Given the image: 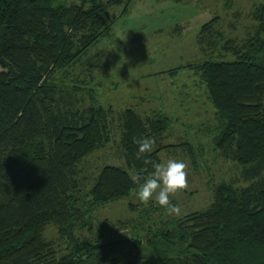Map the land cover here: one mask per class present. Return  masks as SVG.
Wrapping results in <instances>:
<instances>
[{"label": "trees", "instance_id": "1", "mask_svg": "<svg viewBox=\"0 0 264 264\" xmlns=\"http://www.w3.org/2000/svg\"><path fill=\"white\" fill-rule=\"evenodd\" d=\"M131 1L0 0V264H153L160 255L161 264H264V3L252 12L255 33L240 46L228 38L225 54L207 51L213 32L203 24L199 44L208 58L193 66L219 121L212 143L252 182L220 183L208 208L165 230L75 236L99 208L139 189L129 170L152 174L136 158L135 139L155 138L144 159L157 163L164 149L193 153L188 142L162 144L172 123L165 113L125 108L118 120L129 170L105 165L83 192L79 167L111 140L112 108L92 95L86 105V87L66 80L114 25L110 9L123 6V16ZM50 225L69 241L68 253L45 237Z\"/></svg>", "mask_w": 264, "mask_h": 264}, {"label": "rangeland", "instance_id": "2", "mask_svg": "<svg viewBox=\"0 0 264 264\" xmlns=\"http://www.w3.org/2000/svg\"><path fill=\"white\" fill-rule=\"evenodd\" d=\"M251 3L255 0H132L123 16V6L110 9L114 25L90 47L66 80L86 87L80 95L86 105L93 101L92 95L99 104L112 108L111 140L87 156L79 167L83 192L90 191L105 165L128 169L120 146L118 120L125 108H134L144 116L159 111L167 113L172 123L162 144L188 142L193 153L183 147L160 152L162 163L175 159L188 165L187 189L171 197V202L181 208L180 216L167 214L155 199L145 205L136 195L138 189L127 198L99 208L93 218H87L75 231L79 240H94L105 230L106 236L114 231L145 235L146 228L165 230L190 212L208 208L220 183L234 181L243 187L252 182L245 178L242 166L224 158L212 143L219 121L206 95L207 89L193 69L208 58L199 44L203 24H211L214 41L206 46L211 47L207 51L214 55L225 54L222 49L230 36L240 46L242 40L255 33L256 22L249 12ZM217 16L218 20L213 22ZM225 56L232 58L230 53ZM260 176L264 177V170ZM45 237L54 243L59 255L69 252L70 243L59 235L57 226H48ZM161 258L162 255L154 258L152 263L161 264Z\"/></svg>", "mask_w": 264, "mask_h": 264}, {"label": "clouds", "instance_id": "3", "mask_svg": "<svg viewBox=\"0 0 264 264\" xmlns=\"http://www.w3.org/2000/svg\"><path fill=\"white\" fill-rule=\"evenodd\" d=\"M138 145L136 158L143 159L145 164H151L153 172L148 177L130 173L134 184L139 185L136 193L138 199L147 205L151 200L163 207L167 214L180 216L181 208L171 202V197L188 187L187 163L175 159H169L166 163H157L144 159L146 154L153 151L156 144L153 137H141L135 139ZM143 180V183L141 181Z\"/></svg>", "mask_w": 264, "mask_h": 264}, {"label": "crops", "instance_id": "4", "mask_svg": "<svg viewBox=\"0 0 264 264\" xmlns=\"http://www.w3.org/2000/svg\"><path fill=\"white\" fill-rule=\"evenodd\" d=\"M261 3H264V0H255V3H251V10L249 11L250 13L251 12H253L254 11V9H255V7L257 6V5H259V4H261ZM232 11V10H231ZM236 12L237 11H240V10H235ZM232 12H234V11H232ZM248 12V11H247ZM249 13V14H250ZM251 19H253V18H251ZM254 20V19H253ZM255 21V20H254ZM256 22V21H255ZM257 24V23H256ZM255 27H256V25H255ZM231 38H233L232 36H230ZM208 92H207V90H206V95L208 96V94H207ZM159 112H162V111H159ZM163 113V112H162ZM166 115H167V113H165ZM170 117V116H169ZM171 118V117H170Z\"/></svg>", "mask_w": 264, "mask_h": 264}]
</instances>
